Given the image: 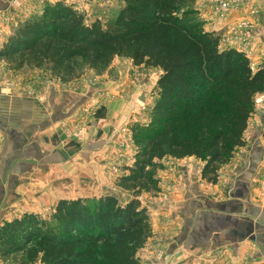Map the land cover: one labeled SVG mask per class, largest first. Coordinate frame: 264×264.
<instances>
[{"label":"trees","instance_id":"obj_1","mask_svg":"<svg viewBox=\"0 0 264 264\" xmlns=\"http://www.w3.org/2000/svg\"><path fill=\"white\" fill-rule=\"evenodd\" d=\"M114 19L86 24L60 3L17 28L0 49V62L20 70L48 68L61 82L78 72L105 70L116 57L159 69L151 124L133 134L136 152L116 186L129 192L93 202L60 200L41 220L33 214L0 226V259L27 254L39 264H139L137 253L152 237L138 197L157 192L154 174L165 158L195 159L201 180L216 185L218 173L244 147L253 99L264 93V69L233 49H220L191 5L195 0H118Z\"/></svg>","mask_w":264,"mask_h":264},{"label":"crops","instance_id":"obj_2","mask_svg":"<svg viewBox=\"0 0 264 264\" xmlns=\"http://www.w3.org/2000/svg\"><path fill=\"white\" fill-rule=\"evenodd\" d=\"M11 2L0 0V13L9 10ZM206 9L200 7L203 19L206 14L209 18ZM31 16L23 14L18 21ZM203 21L206 31L223 35L225 24L216 25L211 18ZM256 31L262 43L258 49H263L264 17L257 22ZM262 49L255 58L257 69H264ZM142 83L115 80L110 84L115 86L112 101L89 116L79 114L96 97L94 89L86 85L18 82L8 90L0 89V226L10 222L5 217L7 210L31 214L60 200L102 196L111 189L107 169L129 157L131 146L125 130L134 118ZM76 123L84 126L80 141L66 138L62 131ZM252 142L255 148L243 168L232 178L226 172L218 173L223 181L218 197L205 190L201 169L179 167L178 175L173 174L178 180L174 185L177 202L168 214L151 207V250L166 252L169 264H199V257H203L202 264H222L220 260L227 255L233 259L253 255L264 261V200L254 201L252 187L256 185L251 183L263 153L262 146ZM112 194L118 192L114 189L103 196ZM219 253L222 259L216 261Z\"/></svg>","mask_w":264,"mask_h":264},{"label":"rangeland","instance_id":"obj_3","mask_svg":"<svg viewBox=\"0 0 264 264\" xmlns=\"http://www.w3.org/2000/svg\"><path fill=\"white\" fill-rule=\"evenodd\" d=\"M239 1V8L231 13H228L225 19H218L215 16L213 12V9L215 10V0H195L191 7L198 12L201 21H203L205 18H211L216 23V25L225 24L223 29L224 31L222 32L223 35L214 32L220 38V49L234 48L233 50L242 53L241 50H243V46L245 48V41V44L248 46L251 54L244 55L250 60L251 68L255 70L257 69L255 58L257 57V53L262 52L259 51L262 48L258 49L259 46L261 47L262 43L260 40V33L256 31V26L257 22L264 17V0ZM55 3L63 4L67 7H70L77 13L82 14L84 16V21L86 24H90L95 20H98L102 24H105L106 22L115 18L121 5L118 0H12L9 10L0 13V49L17 28L30 20L32 21L38 18L46 5H53ZM205 6H207L206 10H209L210 14L209 18L207 14L204 15L205 17L203 19L200 7ZM28 13H31L32 15L31 17H29V19L25 21H18L19 17H22L23 14ZM233 15H237L239 17H236V19H231ZM241 24L251 28L249 30L248 36H246L245 34L236 33V28ZM229 41H232L233 43H235V45L232 44V47L226 45ZM16 69L3 61L0 62L1 90H8L14 87L18 82H37L48 84L55 83L61 86H67L69 84L71 85L72 83L75 86L86 85V87H92L95 91L96 97L94 99H91L90 104H85L79 112V114L86 113V116H89L91 114L93 115V112H95L104 103L112 101L111 90L115 86L111 88L110 84L115 80H139L140 84L142 80L144 81V83H142V88H140L139 90L140 94L138 93L140 98L137 102L135 101L136 110L134 113V118H131V121L129 122L125 130V133L128 135L129 144L131 146L129 149L130 153H128L129 157L124 162L113 164L112 166L108 167L106 178L111 179L110 182L112 184L111 187H108L111 189L103 194L105 195L107 193H111L115 189L118 192L117 196L114 194L106 196L115 197L121 204H123L126 199V201L130 200L132 195H130L129 192H125L119 189L116 186V180L118 177L126 174L122 169L126 166H131L133 163V157L136 152V147L133 144V134L136 133V131L138 132L140 130H143L144 127L151 124L152 122V117L149 114V110L158 97L156 82L161 75V71L159 69L150 68L143 65L135 66L130 59L118 57L114 58L108 65V67L102 72L96 73L90 69H83L78 72L79 75L77 78L67 83L61 82L59 79L53 77L50 74L49 69L45 67L35 68L34 66L26 65L20 70ZM119 86H121L120 82L118 84V87ZM140 91H142V94ZM120 93L122 94V92ZM262 116H264V93L256 95L253 99V109L251 117L248 122L247 130L243 134V140L245 143L244 147L236 149L229 164L222 167V169L219 171V173H228V175L232 178L237 169L243 168L244 161L249 158L252 149L255 148L252 141L260 144L262 146L263 153L261 157L262 161L259 165L258 163L256 164V172L253 175L254 178L251 179L252 182L250 181L252 184L256 185V188L253 189L252 187V190L254 191V201L257 203H259L260 200H264V194H261L262 189H264V120H261ZM83 127L84 126L80 123H76L71 128H62V131L66 138L73 137L74 140L80 141L84 136ZM202 166L203 164L201 162L189 158L182 160L165 158L161 162H159V167L154 174V179L157 182L158 191L142 192L138 197L141 206L147 212L151 231V207H156L155 210H158L159 213L168 214V209H171V206L173 207L175 202H177V200L179 199V195L174 191V185H176V183L178 184V180L176 177H173V174L176 176L178 175L179 167L189 168L193 171H199ZM254 180L256 181L255 183ZM222 187L223 181L220 179V176L218 177V184L216 186L204 183L205 190H207L208 193H210L212 196L217 195L218 197L219 190L222 189ZM125 193L129 196L128 198L122 196L123 194L125 195ZM103 195L93 197L91 196L87 198L84 197L79 199L84 202H93L101 197H105ZM54 207L55 206H48V208H43L41 211L33 212L31 214L37 216L41 220H45L53 213ZM7 211L8 212H6L5 214L6 220L12 221L22 216V213H20L19 211ZM166 219L167 218H165V220ZM148 243H150V239L137 253L139 264H169L167 253L160 252L159 250H151V248L148 246ZM252 250L253 248H251L248 252L251 254ZM150 251H153L154 253H151ZM215 256L216 261L222 259V253H219L218 255L215 254ZM199 258V264H202L203 257ZM216 261L214 260V262ZM220 261L222 262V264H264V261L262 262L258 259H255L253 255H245L244 257L239 259H233L232 256L229 257L227 255L225 260ZM186 262L187 261H184L182 264H185ZM0 264L39 263H31L27 258V254L23 253L17 254L8 259H0Z\"/></svg>","mask_w":264,"mask_h":264},{"label":"built area","instance_id":"obj_4","mask_svg":"<svg viewBox=\"0 0 264 264\" xmlns=\"http://www.w3.org/2000/svg\"><path fill=\"white\" fill-rule=\"evenodd\" d=\"M239 2H240L239 0H215V10L213 9V12L218 19H223V18L225 19L228 13H231L239 8ZM250 29H251L250 27L241 24L236 28V33L245 34L246 36H248ZM232 44L235 45V43L229 41L228 44L226 45L232 47L233 46ZM244 45L245 48L243 46V50H241L242 53L245 55L251 54L248 46L245 44V41H244Z\"/></svg>","mask_w":264,"mask_h":264}]
</instances>
